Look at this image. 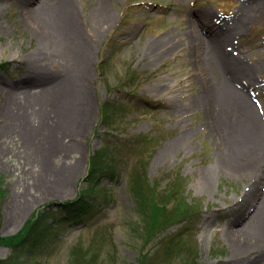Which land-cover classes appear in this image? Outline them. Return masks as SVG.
Instances as JSON below:
<instances>
[{
	"label": "rangeland",
	"instance_id": "rangeland-1",
	"mask_svg": "<svg viewBox=\"0 0 264 264\" xmlns=\"http://www.w3.org/2000/svg\"><path fill=\"white\" fill-rule=\"evenodd\" d=\"M41 2L0 0L1 236L16 237L34 222L16 250L0 245V259L74 264L84 255L86 264H264V249L249 230L256 207L264 220V163L247 177L240 174L250 145L237 136L242 128L235 115L211 108L187 36L193 20L208 14L203 35L241 59L238 83L248 96L252 92L264 134V67L253 71L264 65V0H55L43 12ZM66 3L78 19L72 39L50 31L65 16ZM244 6L254 12L242 25ZM85 47L91 65L83 96L89 93L92 115L85 136L72 144L82 125L74 85ZM203 65L217 92L214 70ZM250 68L251 81L244 75ZM220 74L227 72L221 68ZM181 139L184 145L173 148ZM98 151L114 157V178L90 177ZM170 178L180 185V198L166 189ZM132 182L156 190L168 207L158 208L148 196L139 208ZM257 184V198L245 204ZM85 190L88 213L68 214L65 205ZM185 209L195 214L185 218ZM160 217L163 230L145 244L140 234ZM169 240L175 249L170 261L161 243Z\"/></svg>",
	"mask_w": 264,
	"mask_h": 264
},
{
	"label": "bare ground",
	"instance_id": "bare-ground-1",
	"mask_svg": "<svg viewBox=\"0 0 264 264\" xmlns=\"http://www.w3.org/2000/svg\"><path fill=\"white\" fill-rule=\"evenodd\" d=\"M54 1L55 0H42V2L40 3V9L43 7L44 9L41 12L50 10L51 6L54 4L52 2ZM246 3H249V2L247 1ZM246 3H244V5H246ZM260 6H261V1H258L256 3L255 8L260 7ZM35 12H38V11H35ZM64 12H66V14L63 17V19H57L56 21H53V25L50 26V31L51 32L55 31L56 34L58 33L61 37H64L65 36L64 34H66L67 36H69V39H72L70 35L72 37H75L78 35L77 15L73 11L70 12L68 3H66V8L64 9L63 13ZM253 12L254 11L250 8V6H248L246 11L241 12V21L239 22H241L242 25L244 24V21L245 23L249 22L250 21L249 19H251L253 16ZM105 13L107 14V18H108L107 21L110 22L111 15L109 11L106 10ZM207 16L208 14L200 13L198 16L199 21L196 23L193 20V24H192L193 26H191L193 31L190 32V30H188L187 32L188 41L189 42L193 41V44H195L193 52H194V55L198 57V59L196 60L198 70L204 76V83H206L207 85L206 95L208 96L207 98H209L207 99V101H210L211 108H213L212 107L213 105L214 106L217 105V106H220L221 114L222 112L225 111L226 112L225 115L226 114H230L231 116L235 115L236 123L238 124L240 128H242V131L239 134L237 133L236 134L237 136L241 138L243 143L250 145V150L249 152H247L249 154L246 155L247 157H245L248 160L247 165L242 166V168L240 169V174L245 172L244 176L247 177V175L255 173V170L257 171L256 169L257 164L259 165L260 163L261 164L264 163V134H263L262 126L260 123L259 115L256 111L254 104L252 103V97H253L252 92L248 91L249 92V96H248L246 85L243 84V86L241 87L238 83L237 77L239 73L235 72V69H237L236 67L238 68L241 67L242 61L241 59H235L229 53L221 49L218 45H215L214 43L212 44L208 39H206L203 33L205 29V26H204L205 22L208 19ZM52 28H55V30ZM212 29L213 28H209L207 32H210ZM189 34L191 35L189 36ZM59 35L57 36V38H60ZM60 41H61V38H60ZM61 43L64 46L67 45L66 42L63 43L61 41ZM57 46H59V44H57ZM179 47L180 49H177V47L174 48L173 52L174 53L179 52L185 46L184 44H181L180 46H178V48ZM81 53L83 55V64L81 65L82 69H80L79 75L77 77L78 81L75 83L74 88L76 87L77 95L81 99L80 108L83 107L82 108L83 117L81 118L82 125L77 126L75 128V132L77 135H75L70 141L72 144L77 142L78 137L85 136L84 133H86L87 128L89 127V121L92 115L91 104L88 102L90 99L89 93L85 92V98L83 96L86 80L90 75L91 50L90 48L85 47L84 49H81ZM201 53H202V58H200ZM201 62H202V65L204 63H207L209 65V68H211V71L212 69L214 70L212 78L215 79L216 84L219 86L217 92L215 90L213 91V89L211 90L213 83H211V88H210V85H209L210 83H209V79L207 76V72L205 71L206 68L204 65L203 66L201 65ZM263 67L264 65L258 64L253 67V71L259 72L262 70ZM221 68H224L226 70L227 72L226 77L220 74ZM253 71H252V68H250V70L246 71V73L244 74L247 77V79H249L250 81L253 79ZM79 81L81 82V85L79 87L80 92L78 93L77 84ZM69 86L70 88H72L73 84H71L70 82ZM67 88L69 89V87ZM41 95H43V93ZM38 98H40V96H38ZM82 98H84L85 100H83ZM75 108L76 106L73 107V111H76ZM70 109L72 110V108ZM210 115L213 116V113L211 110H210ZM40 122L41 124L40 125L38 124L37 126V128L41 126L39 133L42 132L43 120ZM212 123H214V121ZM37 128H36V131H37ZM233 139L238 141V139L236 138H233ZM182 141H183L182 139L179 140L172 147L178 148L180 143L182 144ZM232 141H233V144H230V145L234 147V145L236 144L234 140ZM50 145L56 146L57 141H55L54 139V141L52 142V144L50 143ZM244 153L246 154V152ZM257 176L260 177V179L257 182L261 181L263 176H261V174H257ZM207 185L209 187L210 183L207 182ZM258 186L259 184L253 185V189L250 192V197L246 200L245 204H249L251 199L254 201L257 198L258 194L256 193L258 192ZM250 220L251 221L249 223L250 225H253V226L249 230H251L252 232H255V236H252V237L253 239L256 240V245L258 244V246L263 247L264 249V220L262 217V211H260L259 206L256 207L252 215V218L250 217ZM234 223L236 224L238 223V221H234ZM239 249H242V247H239Z\"/></svg>",
	"mask_w": 264,
	"mask_h": 264
},
{
	"label": "trees",
	"instance_id": "trees-1",
	"mask_svg": "<svg viewBox=\"0 0 264 264\" xmlns=\"http://www.w3.org/2000/svg\"><path fill=\"white\" fill-rule=\"evenodd\" d=\"M3 66L0 65V69ZM110 107L109 106H105L104 107V116H108L109 112H110ZM114 157L113 160L108 158L107 155H105L103 152L98 151L96 152V154L93 156L92 160H91V169H90V177L94 178V179H98L102 176V174L106 177L109 178H114L116 175V170L114 168ZM169 184L167 185L166 189H171V192L173 195H175L177 198H180V194L177 192L180 189V185L176 184V183H171L172 178L169 179ZM132 188L134 189L135 193L134 196L137 198L136 203L138 205L139 208H141V206H143L142 204L144 203V200H148V196H150L153 199V204H155L158 208H165L168 207L169 203L163 198L161 197L162 201H159L160 197H157L155 195V191L150 192L146 186H143L141 189V186H135L132 182ZM85 194H89L88 191H84V193L81 194L80 198L78 200H76L75 202H71L68 205H65V209L68 213H75L78 214V216H85L88 211H89V205H88V201H87V197H85ZM156 198V199H155ZM160 202V203H159ZM157 207H155L153 209L154 213H157L158 215L161 213V210L157 209ZM195 210V209H194ZM185 214L184 217L185 218H189L191 217L194 213L193 209H185ZM45 219V215L42 218V220ZM166 223V220L161 221V217H160V221L154 225V223H149L146 227V229L144 231H142V233L140 234V238L143 240V242L145 244H147L148 242H151L155 239H157V237L160 235V232L163 230V226ZM34 222L30 221L25 229L23 230L22 234L16 236V237H9V238H4L1 236L0 233V245L3 244H7L9 245L11 248H13L14 250H16L17 248V244H22L23 242H25V240L28 237V233L30 231V229L33 227ZM173 242V240H169L166 243H163L164 248L166 249V252L169 254V261L171 260L172 255L174 254V247L171 246V243ZM29 245V244H28ZM148 257V252L146 254H144V258ZM82 258V259H81ZM160 257L157 256L156 254V260L159 259ZM96 258L92 257V260H95ZM74 264H86V257H84V255L82 257H79L75 262H73ZM0 264H7V262L3 261L0 259Z\"/></svg>",
	"mask_w": 264,
	"mask_h": 264
}]
</instances>
